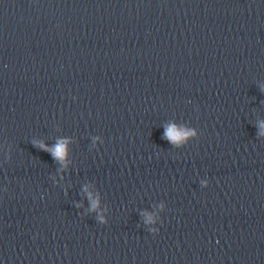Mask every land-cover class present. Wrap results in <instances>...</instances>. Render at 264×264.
<instances>
[{"label": "water", "instance_id": "obj_1", "mask_svg": "<svg viewBox=\"0 0 264 264\" xmlns=\"http://www.w3.org/2000/svg\"><path fill=\"white\" fill-rule=\"evenodd\" d=\"M0 264H264V0H0Z\"/></svg>", "mask_w": 264, "mask_h": 264}, {"label": "clouds", "instance_id": "obj_2", "mask_svg": "<svg viewBox=\"0 0 264 264\" xmlns=\"http://www.w3.org/2000/svg\"><path fill=\"white\" fill-rule=\"evenodd\" d=\"M186 135H192V133H186ZM167 136L171 137L174 140L180 138L178 134L176 133L175 129H170L167 133ZM45 150H48V149H45ZM65 153H66V149H65L64 143L59 144L58 146L55 147L54 150H52V154L54 158H58L61 160L64 159ZM89 199L92 202V208L95 209L97 207V201L91 197V194H89Z\"/></svg>", "mask_w": 264, "mask_h": 264}]
</instances>
